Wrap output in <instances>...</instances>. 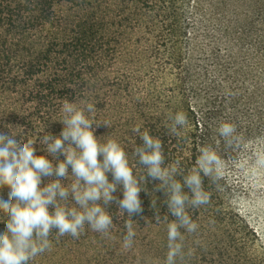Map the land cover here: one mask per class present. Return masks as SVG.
I'll list each match as a JSON object with an SVG mask.
<instances>
[{
  "label": "trees",
  "instance_id": "trees-1",
  "mask_svg": "<svg viewBox=\"0 0 264 264\" xmlns=\"http://www.w3.org/2000/svg\"><path fill=\"white\" fill-rule=\"evenodd\" d=\"M203 30L218 34L226 49L213 42V52H202ZM209 61L218 73H210ZM66 100L93 103L96 121L111 125H94L96 135L118 138L130 156L143 143L133 128L160 138L166 163L179 159L185 174L200 147L219 141L224 177L218 185L204 178L210 203L188 209L199 228L181 229L184 257L177 264H264V236L248 201L258 186L264 192V169L253 163L264 151V0H0V131L17 125L44 155L39 141L63 130ZM180 111L190 123L183 138L168 131L169 114ZM222 122L236 125L240 147L224 146ZM147 180L141 213L130 218L109 205L110 238L85 226L79 238L57 240L53 230L51 249L30 264H164L173 217L165 192L155 190L159 180ZM9 191L5 185L0 197L7 200ZM114 196L123 198L122 186ZM128 219L136 236L124 249ZM5 227L0 221V233Z\"/></svg>",
  "mask_w": 264,
  "mask_h": 264
},
{
  "label": "clouds",
  "instance_id": "clouds-1",
  "mask_svg": "<svg viewBox=\"0 0 264 264\" xmlns=\"http://www.w3.org/2000/svg\"><path fill=\"white\" fill-rule=\"evenodd\" d=\"M61 111L59 121L64 125L61 133L44 135L39 141L44 146V155H36L37 141L20 132L17 125L5 124L9 131H0V189L5 185L10 189L7 200L0 197V211L7 217L0 220L6 223L5 231L0 233V264H30L51 249L53 230L57 240L66 235L79 238L85 226L110 238L113 215L109 205L115 202L118 214L127 212L130 218L141 213L140 193L147 191V177L159 180L155 190L166 194L165 203L173 219L167 224L168 251L164 264H177V259L184 257L186 237L181 229L193 234L199 228L188 209L210 203L204 178L218 185L224 177L227 164L218 152L219 141L215 146L200 147L195 165L185 174L179 159L166 163L161 139L148 131L141 133L139 127L132 131L139 134L143 143L134 148L131 156L118 138L109 135L105 141L97 136L94 125L101 122L111 125L96 121L93 103L66 100ZM169 120L170 135L183 138L190 129L183 111L169 114ZM217 132L226 148L240 147L234 123H220ZM260 142L264 143V137ZM60 154L64 159L59 158ZM253 163L255 169H264V151L255 154ZM138 165L143 166V171ZM108 173L112 174L111 181ZM44 177L54 178L44 183ZM119 186L123 188L122 199L114 196ZM156 206L157 201L152 200V207ZM160 218L157 214L156 222ZM125 228L122 246L130 249L136 236L132 219L125 221Z\"/></svg>",
  "mask_w": 264,
  "mask_h": 264
},
{
  "label": "rangeland",
  "instance_id": "rangeland-1",
  "mask_svg": "<svg viewBox=\"0 0 264 264\" xmlns=\"http://www.w3.org/2000/svg\"><path fill=\"white\" fill-rule=\"evenodd\" d=\"M218 38V34L215 35L214 38L208 37L206 32L203 30L197 40L200 50L204 52L207 49L209 50L208 52H213L214 50H211L214 44L213 42H216L215 44H222L225 47L224 49H226V45L220 42ZM207 66L209 67V71L212 75L219 72L220 67H218L214 61H209ZM248 201L252 204L250 205L251 218L254 224L259 228L261 234L264 236V192H262L260 186L256 188V191L251 195Z\"/></svg>",
  "mask_w": 264,
  "mask_h": 264
}]
</instances>
